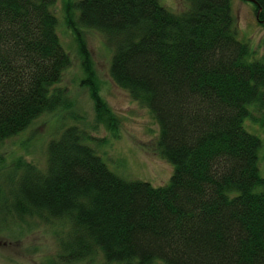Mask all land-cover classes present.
<instances>
[{
    "label": "trees",
    "instance_id": "obj_1",
    "mask_svg": "<svg viewBox=\"0 0 264 264\" xmlns=\"http://www.w3.org/2000/svg\"><path fill=\"white\" fill-rule=\"evenodd\" d=\"M55 1L0 0V142L63 105L55 86L71 59L57 36ZM187 1L182 12L158 0L73 4L80 25L114 40L110 77L148 108L173 171L160 187L125 180L77 127L64 129L47 147L46 169L13 179L16 210L7 213L66 218L67 258L98 250L116 264H264L261 142L244 127L264 105V36L255 58L237 37L233 0ZM248 1L264 26V0Z\"/></svg>",
    "mask_w": 264,
    "mask_h": 264
},
{
    "label": "rangeland",
    "instance_id": "obj_2",
    "mask_svg": "<svg viewBox=\"0 0 264 264\" xmlns=\"http://www.w3.org/2000/svg\"><path fill=\"white\" fill-rule=\"evenodd\" d=\"M78 1L81 0H56L51 6L57 19L59 42L71 59L55 86L63 94V105L41 114L23 132L0 142V264H116L107 262L98 250L81 255L78 260L67 258L60 245L69 230L66 218H53L46 212L23 217L18 216V211L17 215L7 213L11 207L15 209L13 203L18 196L13 179L28 175V180L40 171L35 166L46 169L47 145L58 139L64 129L77 127L83 134V143L95 151L111 172L125 180L160 187L168 183L173 171L158 152L159 126L148 108L110 77L114 40L78 23L79 12L73 5ZM158 1L171 12L189 7L187 0ZM68 13L72 25L68 24ZM233 14L237 37L253 49L255 58L260 57L264 26L255 18L253 3L233 0ZM76 38L84 42L88 72ZM94 96L105 107V114L96 111ZM254 109L244 127L260 139L258 168L264 176V105ZM22 162L34 168L29 171L19 167ZM32 186H36L35 179Z\"/></svg>",
    "mask_w": 264,
    "mask_h": 264
},
{
    "label": "water",
    "instance_id": "obj_3",
    "mask_svg": "<svg viewBox=\"0 0 264 264\" xmlns=\"http://www.w3.org/2000/svg\"><path fill=\"white\" fill-rule=\"evenodd\" d=\"M260 11H261V8H259L258 11H257V15H256L257 18H258V15H259Z\"/></svg>",
    "mask_w": 264,
    "mask_h": 264
},
{
    "label": "bare ground",
    "instance_id": "obj_4",
    "mask_svg": "<svg viewBox=\"0 0 264 264\" xmlns=\"http://www.w3.org/2000/svg\"><path fill=\"white\" fill-rule=\"evenodd\" d=\"M48 145H49V144H48ZM48 145H47V146H48Z\"/></svg>",
    "mask_w": 264,
    "mask_h": 264
}]
</instances>
